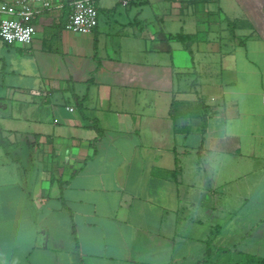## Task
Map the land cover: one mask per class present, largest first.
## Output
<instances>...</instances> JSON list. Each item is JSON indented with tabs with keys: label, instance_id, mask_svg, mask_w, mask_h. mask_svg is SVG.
<instances>
[{
	"label": "crops",
	"instance_id": "1",
	"mask_svg": "<svg viewBox=\"0 0 264 264\" xmlns=\"http://www.w3.org/2000/svg\"><path fill=\"white\" fill-rule=\"evenodd\" d=\"M52 2L0 41V264L264 258V0Z\"/></svg>",
	"mask_w": 264,
	"mask_h": 264
},
{
	"label": "built area",
	"instance_id": "2",
	"mask_svg": "<svg viewBox=\"0 0 264 264\" xmlns=\"http://www.w3.org/2000/svg\"><path fill=\"white\" fill-rule=\"evenodd\" d=\"M70 8L65 30L92 33L98 26L97 0H64ZM54 7L52 0L0 1V41L8 46L29 45L37 33L34 21ZM68 110L73 111L72 107Z\"/></svg>",
	"mask_w": 264,
	"mask_h": 264
},
{
	"label": "rangeland",
	"instance_id": "3",
	"mask_svg": "<svg viewBox=\"0 0 264 264\" xmlns=\"http://www.w3.org/2000/svg\"><path fill=\"white\" fill-rule=\"evenodd\" d=\"M187 2V1H185ZM178 6H182L184 9L186 7L187 4H180L177 3ZM148 7V6H147ZM153 8V7H152ZM154 8H157V6H154ZM147 12L149 13L148 15L151 16V18H153V11L151 10L150 6L147 8ZM100 13L98 12V25L100 24ZM159 24L158 23H153V22H149V24H147L148 29H153V27H157ZM183 23H181L178 27H173L174 29H172L170 32L172 33H179V32H187L186 27H182ZM147 45H150V40L147 38ZM173 48H176L180 51H177V56L180 55V53L182 52V55L188 56V54L184 51V49L182 48V44L180 42H173L172 44ZM213 252V251H212ZM212 254V253H211ZM213 258H214V262L211 263V261L209 259H207V263L206 264H237L238 261H240L241 259H243V257L245 255L250 256V254H245V253H232L231 250H222L220 252L218 251H214V253L212 254Z\"/></svg>",
	"mask_w": 264,
	"mask_h": 264
},
{
	"label": "trees",
	"instance_id": "4",
	"mask_svg": "<svg viewBox=\"0 0 264 264\" xmlns=\"http://www.w3.org/2000/svg\"><path fill=\"white\" fill-rule=\"evenodd\" d=\"M174 38L178 39L180 42L183 43V45L185 46V49L191 54V49H190V44L189 42L187 41L190 37L188 35H185L183 33H178L176 34L175 36H173ZM98 133L99 135L101 134V131L100 129H98ZM212 251L209 249L206 253V256L204 258V263L206 264L207 263V259H209L211 261V263L214 262V258L212 257L213 253ZM237 264H264V258L262 257H257V256H254V255H245L243 257V259H241L240 261L237 262Z\"/></svg>",
	"mask_w": 264,
	"mask_h": 264
}]
</instances>
